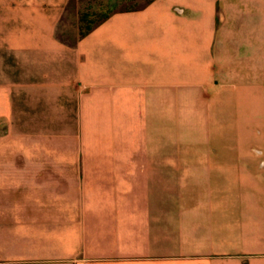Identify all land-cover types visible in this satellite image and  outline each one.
<instances>
[{
  "label": "crops",
  "instance_id": "obj_1",
  "mask_svg": "<svg viewBox=\"0 0 264 264\" xmlns=\"http://www.w3.org/2000/svg\"><path fill=\"white\" fill-rule=\"evenodd\" d=\"M81 1L0 0V264H264V0Z\"/></svg>",
  "mask_w": 264,
  "mask_h": 264
},
{
  "label": "rangeland",
  "instance_id": "obj_2",
  "mask_svg": "<svg viewBox=\"0 0 264 264\" xmlns=\"http://www.w3.org/2000/svg\"><path fill=\"white\" fill-rule=\"evenodd\" d=\"M148 1L149 0H111L110 2H108V0H82L81 2L76 4L74 2L69 8L62 24L63 35L65 36L66 40L70 38L72 39L73 37L78 35V27H81V31L85 32L88 28L92 27V25H97L107 14L108 6L110 5L114 6L113 11L134 10L144 7ZM80 13H89L91 17L87 22L80 24Z\"/></svg>",
  "mask_w": 264,
  "mask_h": 264
},
{
  "label": "trees",
  "instance_id": "obj_3",
  "mask_svg": "<svg viewBox=\"0 0 264 264\" xmlns=\"http://www.w3.org/2000/svg\"><path fill=\"white\" fill-rule=\"evenodd\" d=\"M89 29H92V27H90Z\"/></svg>",
  "mask_w": 264,
  "mask_h": 264
}]
</instances>
